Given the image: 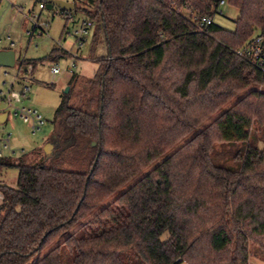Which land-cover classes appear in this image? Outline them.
<instances>
[{
  "label": "trees",
  "instance_id": "1",
  "mask_svg": "<svg viewBox=\"0 0 264 264\" xmlns=\"http://www.w3.org/2000/svg\"><path fill=\"white\" fill-rule=\"evenodd\" d=\"M72 2L95 23L97 68L76 101L77 73L61 92L50 154L0 156V171L18 169L15 185L0 181V264H249L252 246L264 257L252 132L264 133V62L238 52L255 35L264 46V0H227L233 29L185 13L213 18L220 0ZM220 142L242 143L236 167Z\"/></svg>",
  "mask_w": 264,
  "mask_h": 264
},
{
  "label": "rangeland",
  "instance_id": "2",
  "mask_svg": "<svg viewBox=\"0 0 264 264\" xmlns=\"http://www.w3.org/2000/svg\"><path fill=\"white\" fill-rule=\"evenodd\" d=\"M39 2L38 0H0V49L11 48L16 54V64L13 67H0V115L6 114L4 119L0 116V152L4 157L16 158L38 148L45 153L44 146L47 143H53L51 150L53 151L56 136L54 111L60 102L61 92L69 86L67 81L71 74L77 73L78 80L72 89V97L76 101L78 90L87 88L86 81L94 75L97 68L96 60L89 55L95 23L89 26L86 33L76 34L75 30L80 27L82 21L88 19L84 12L71 10L75 21H67L60 7L55 5L53 9L47 7L41 9ZM220 9L222 13L218 11L214 15V22L233 29L239 9L230 5L227 0L220 5ZM32 12L38 15L37 20L30 17ZM37 24L40 27L34 29ZM55 45L68 50L67 55H69L53 61L63 69L57 75H53L50 69L53 62L46 59ZM106 51L105 44L100 42L94 56L101 57ZM24 59H37L32 73L26 71L27 63L26 61L22 63ZM23 85H29L31 88L28 96L23 97L21 101L13 99L10 101V91H20ZM256 87L264 90V86ZM237 98L226 106L235 102ZM23 107L37 110L42 115L44 123L34 126L31 121H25L20 115ZM210 120L211 118L207 119L205 123ZM257 128L254 124L252 132L256 134L258 144L262 146L264 133ZM216 146L221 163L236 167L237 162L233 159V153L242 147V143L220 142ZM17 173L16 167H5L0 171V181L15 185ZM248 263L264 264V257L259 248L255 246L250 248Z\"/></svg>",
  "mask_w": 264,
  "mask_h": 264
},
{
  "label": "built area",
  "instance_id": "3",
  "mask_svg": "<svg viewBox=\"0 0 264 264\" xmlns=\"http://www.w3.org/2000/svg\"><path fill=\"white\" fill-rule=\"evenodd\" d=\"M225 1L226 0H220L219 7H218V11L220 13H222V10L220 9V5L223 4ZM39 7L41 9L45 8L46 3L39 2ZM61 13L63 15H65L67 21L68 20L73 21V22L75 21L74 16H73L70 9L61 8ZM185 13H186V15L191 17L196 22V24L198 25V27L200 29L205 28L206 26H208L209 24H211L214 21V19H213L214 17L212 18L208 15H199L196 12L192 11L191 9H186ZM30 17L34 20L38 19V15L35 12L30 13ZM92 24H93V22L89 18L84 19L82 21L80 27L75 30V33L76 34L86 33L89 29V26H91ZM36 27H40V26L37 24V25H35L34 29ZM81 40H82V38H81ZM238 52L240 54L248 56L253 61L258 60L259 62H264V46H263L262 36H259V35L253 36L252 39L247 44H245L241 49H239ZM26 63H27L26 71L32 73L33 69H34V65L30 62H26ZM50 69H51V72L53 73V75H57L63 71V69L60 67V65L58 63H55V62H53L51 64ZM30 89L31 88L29 85H23V87L20 91H16V90L10 91V101L12 99L15 101H21L23 97L28 96ZM20 112H21L20 115L23 117V119L25 121H31L34 126L36 124H43L44 123V119H43L42 115L39 114L37 112V110H33L31 108L23 107L20 110ZM0 156H3L1 152H0ZM3 200H4V194L0 190V204L3 202Z\"/></svg>",
  "mask_w": 264,
  "mask_h": 264
},
{
  "label": "water",
  "instance_id": "4",
  "mask_svg": "<svg viewBox=\"0 0 264 264\" xmlns=\"http://www.w3.org/2000/svg\"><path fill=\"white\" fill-rule=\"evenodd\" d=\"M58 6L63 9H72L73 2L70 0H49L46 3L47 9H53L54 6ZM16 64V54L11 48H1L0 49V67H13ZM65 93L69 91V86H66L63 90ZM95 142H93V145ZM53 148V143H47L44 146V152L50 154Z\"/></svg>",
  "mask_w": 264,
  "mask_h": 264
},
{
  "label": "crops",
  "instance_id": "5",
  "mask_svg": "<svg viewBox=\"0 0 264 264\" xmlns=\"http://www.w3.org/2000/svg\"><path fill=\"white\" fill-rule=\"evenodd\" d=\"M38 1H40V0H38ZM49 60V59H48ZM49 61H51V60H49ZM51 62H53V61H51ZM35 69V68H34ZM34 69H33V71H34ZM73 74V73H72ZM72 74H71V76H72ZM71 76H70V78H71ZM70 78H69V80H70ZM69 80L67 81V82H69ZM1 118H5L6 117V114H4V113H1Z\"/></svg>",
  "mask_w": 264,
  "mask_h": 264
}]
</instances>
